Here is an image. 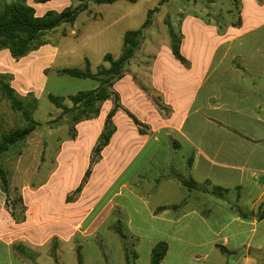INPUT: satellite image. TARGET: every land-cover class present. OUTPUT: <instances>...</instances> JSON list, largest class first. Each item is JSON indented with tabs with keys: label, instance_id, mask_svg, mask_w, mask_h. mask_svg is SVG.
Returning a JSON list of instances; mask_svg holds the SVG:
<instances>
[{
	"label": "crops",
	"instance_id": "crops-1",
	"mask_svg": "<svg viewBox=\"0 0 264 264\" xmlns=\"http://www.w3.org/2000/svg\"><path fill=\"white\" fill-rule=\"evenodd\" d=\"M5 2L0 0V5ZM26 2L38 17L78 6L71 0ZM252 2L259 6V0ZM182 23L180 53L188 65L169 46L166 53L158 50L150 60L155 101L137 85L133 68L113 87L120 107L112 118L115 132L100 161L107 162V153L118 143L115 175L108 170L98 188L90 175L74 196L114 108L110 100L97 117L75 124V138L63 143L76 155L87 149V164L80 178L63 191L54 217H39L37 208L32 210L29 204L33 196L46 192L47 198L53 188L58 189L57 182L49 188L52 179L36 189L21 186L25 207L21 220L6 205L8 198L0 188V264H115L109 253H99L105 241L103 230L120 237L121 264H127L119 226L135 256L133 264H151L152 250L159 243L168 246L161 264H264V211L260 209L264 203V49L252 52L233 47L248 32L264 26V21L251 22L245 33L246 22L241 19L230 37L193 18ZM65 30L63 36L68 35ZM47 47L43 43L19 59L8 49L0 50V77L22 97L33 93L38 98L44 92L51 68L39 65L52 56ZM141 55L137 52L130 64L142 65ZM211 79L209 90L200 98ZM126 85L132 95L128 101L122 91ZM120 115L125 129L118 124ZM180 178L196 186L185 187ZM83 252H95L101 258H83Z\"/></svg>",
	"mask_w": 264,
	"mask_h": 264
},
{
	"label": "rangeland",
	"instance_id": "rangeland-1",
	"mask_svg": "<svg viewBox=\"0 0 264 264\" xmlns=\"http://www.w3.org/2000/svg\"><path fill=\"white\" fill-rule=\"evenodd\" d=\"M14 1L16 0H6V3ZM160 1L139 0L136 3H131L120 0L113 4L102 5L89 2L88 9L79 15L74 27L63 24L41 38V45L43 43L49 45L50 47L45 48V51L52 56H49L39 66L41 68L45 64L51 68V71L45 76V90L39 93V99L35 94L29 93L30 96H34V99H30L37 103V109L33 114L34 119L41 123V126L27 141L20 143L1 158L13 185L6 205L10 210H13L18 220H21L25 212V209H23L25 208L24 201H20V198L22 200L21 186L23 184L31 185L36 189L50 179L52 181L49 188L57 182L58 189L53 188L47 198L46 192H42L35 197L33 196L32 200L29 201L32 210L37 208L39 217H54L59 211V202L63 191L80 178L83 167L87 164L84 162L87 149L76 155L70 145L64 146L63 143L70 140L75 125L70 123L69 116L59 118L62 111L58 110L49 101L48 96L49 94L59 97L75 95L81 91L96 89L99 83L93 80L59 75L58 70L63 68L84 69L87 59L91 63L93 72H97L102 66L107 67L108 64L103 61L104 56L112 54L115 58H118L123 52L125 34L129 31L139 30L146 21L149 10L157 7ZM71 2L74 6L80 4L74 0H71ZM262 5L264 4L260 1L259 6L255 5L252 0H168L160 7V11L154 16L152 25L144 33V41L139 49L142 53L140 57L142 65L132 63L128 70L135 69V82L149 98L154 100L152 96H155L156 93L150 86L152 84L150 60L157 56V52L161 48L165 53V47L169 46L172 49L171 30L177 39H183L184 23L182 22L193 18L198 20L200 24L205 22L206 25L215 26L219 35L230 37L236 34L235 28L238 27V20L242 19L246 22L244 29L246 33L250 30L251 22L260 23L264 21V8H262ZM185 28L188 31V25ZM64 29L68 31L67 36L62 35ZM72 31H75L77 35H73ZM205 31L207 35H212L210 28H205ZM247 34V37L233 45L235 50L253 52L257 49H264V26L259 27L256 32H248ZM239 43L243 45H239ZM204 46L207 47V44L205 43ZM226 47L224 46L219 53L223 52ZM205 50H209V48ZM54 53H56V56L53 58ZM34 68L37 72V66ZM35 80H39L41 85L42 78L37 73L35 74ZM210 82H212V79L206 83L200 98L204 97L205 92L209 90ZM122 86L123 83L120 87L122 88ZM122 91L127 101L132 98L127 85L123 87ZM157 95L163 99L162 95L159 93ZM67 104L71 105L69 101H67ZM210 115L214 116L216 114L211 112ZM123 118L120 115L117 120L119 126L125 129L126 123ZM26 125L21 113L12 110L9 101L2 96L0 91V133L23 128ZM50 132H53L52 135ZM128 139L130 145H133L134 138L130 135ZM118 145V143L115 144L112 152L107 153V162L101 163V156L91 155L85 173L91 170L90 175L93 178L94 188H98L107 179L106 172L108 170L113 175L116 174V164L118 163L116 149ZM63 147L66 149L65 152ZM61 152H63V155L59 156ZM70 159H73L72 163L69 162ZM19 162H21L20 167H18ZM89 178H85L84 175L80 185L84 187ZM102 234L105 236V241L99 253L106 251L110 255V260L115 264H121L120 237L115 233H108L106 230H103ZM83 253V258H94V260L101 258L95 252L93 254H90V252Z\"/></svg>",
	"mask_w": 264,
	"mask_h": 264
},
{
	"label": "trees",
	"instance_id": "trees-1",
	"mask_svg": "<svg viewBox=\"0 0 264 264\" xmlns=\"http://www.w3.org/2000/svg\"><path fill=\"white\" fill-rule=\"evenodd\" d=\"M51 0H37L39 3H46ZM80 4L77 7L67 8L62 12L50 11L42 17L36 16V11L33 7L27 4L26 0H16L12 3H3L0 5V50L8 49L14 58L19 59L30 52L37 50L41 46V38L44 37L49 31H53L61 25L74 26L79 15L88 9V3L93 2L97 5L113 4L120 0H74ZM131 3H136L139 0H125ZM168 0H161L157 7L149 10L147 19L139 30L129 31L124 36V48L122 54L115 58L112 54L104 56V63L108 64L107 67L102 66L97 72H93L91 63L87 59L84 69L77 68H63L58 70L59 75H67L79 79L93 80L99 83L96 89L89 91H81L75 95L67 97L54 96L49 94V101L58 109L61 110L60 119L64 116H69L70 123L73 125L88 118H95L99 115L101 106L110 100H114L115 107L109 113L104 131L98 141L97 146L94 148L93 154L95 157L101 156L102 150L109 145L110 140L115 132V126L112 118L119 109L118 95L113 91L114 85L120 81L126 74L131 61L136 57L137 52L141 48L144 41L145 31L152 25L156 13L160 11ZM264 4V0H259ZM241 19L238 20L237 26H240ZM173 38L172 51L174 56L183 64L188 65L186 59L180 53V39H177L170 31ZM64 34L67 35L68 31L65 30ZM0 91L2 96L9 101L11 108L14 112L21 113L26 122L23 128L15 129L9 132L0 133V188L6 194L7 198L11 191V180L8 171L2 163V156L7 154L11 149L18 146L20 143L27 141L41 123L34 119V111L37 109V103L32 98L34 96L27 95L22 97L16 92L10 84L0 77ZM31 98V99H30ZM161 99V98H159ZM36 101V99H35ZM67 101L71 105L67 104ZM155 101V99H154ZM129 114V113H128ZM129 116L133 119L137 126L141 124L131 114ZM73 133V132H72ZM71 138H75L72 134ZM91 170L86 172L85 178L90 177ZM180 182L185 187L196 186L195 182L180 178ZM83 185L76 190L74 196L80 194ZM20 201L21 198H20ZM25 209V208H23ZM260 209L264 211V203ZM12 213V212H11ZM14 215V214H13ZM117 231L125 241L126 245V262L132 263V256L134 254L126 244V235L122 231L121 226L117 227ZM168 250L165 243L157 244L152 250L151 264H161Z\"/></svg>",
	"mask_w": 264,
	"mask_h": 264
}]
</instances>
